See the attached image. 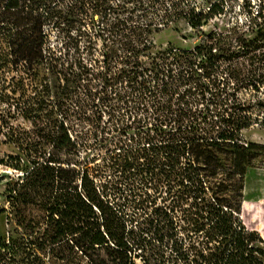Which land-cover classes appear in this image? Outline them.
Instances as JSON below:
<instances>
[{
  "label": "rangeland",
  "instance_id": "rangeland-1",
  "mask_svg": "<svg viewBox=\"0 0 264 264\" xmlns=\"http://www.w3.org/2000/svg\"><path fill=\"white\" fill-rule=\"evenodd\" d=\"M72 1L52 0L36 11L43 17L37 61L17 59L12 35L0 32V238L15 227L7 221V187L23 178L37 152L52 150L60 126L77 143L66 159L76 170L88 171L134 233V264H165L186 248L200 204L194 196L201 188L264 237V80L258 90L242 84L253 71L264 74L257 69L264 64V0H163L155 5L152 0H92L93 10L85 0L74 6ZM192 10L212 14L192 28ZM145 12L158 16L149 33L137 28ZM204 36L215 39L214 47L195 51ZM152 63L172 70L166 74L158 66L161 78L180 87L177 95L155 99L133 93L127 98L121 74L132 70L152 77ZM220 91L231 96L230 106L239 100L252 118L241 133L244 147L254 146L247 151L244 175L234 168L229 142L190 144L187 156L172 168L159 161L155 150L139 156V136L149 130H184L192 118L205 116ZM192 167L199 169L201 182L188 179ZM34 251L17 264H91L77 249L52 247L48 241Z\"/></svg>",
  "mask_w": 264,
  "mask_h": 264
},
{
  "label": "trees",
  "instance_id": "trees-1",
  "mask_svg": "<svg viewBox=\"0 0 264 264\" xmlns=\"http://www.w3.org/2000/svg\"><path fill=\"white\" fill-rule=\"evenodd\" d=\"M78 1L73 0L71 6ZM85 1L93 10L92 0ZM159 1L163 0H152V3L155 5ZM45 2L53 3L52 0H0V32L12 35L10 47L16 49L17 59L29 64L41 58L43 17L36 11ZM116 6L119 8L122 4ZM192 13L194 18L189 20L192 28L200 27L212 14L211 10L197 14L192 10ZM157 17L156 12H145L144 23L137 22L138 30L151 32ZM22 34L29 35L22 37ZM214 43V38L204 36L195 51H200L201 47L211 50ZM152 64V77L132 70L121 74L127 82V98L133 93H149L155 99L177 95L180 87L176 82L161 78L163 73L160 69L166 74L172 70H165L163 63ZM260 65L257 69H264V64ZM263 75L253 71L243 78L242 84L258 90V85L263 83ZM215 95L218 101L212 102L213 106L206 109L205 116L201 120L192 118L184 130L179 128L168 134L164 130L143 133L139 136V144L143 147H139L137 153L155 150L159 161L172 168L187 156L190 144L220 146L229 142L234 149V168L244 175L247 151L254 146L248 144L245 148L241 133L251 126L252 118L239 100H234L230 106L229 94L223 97L220 91ZM153 144L155 146H151ZM51 145L50 152H37L23 178L7 187L11 215L7 221L15 227L8 231L6 239L0 238V264H17L20 256L35 255L34 248L42 249L47 241L52 247L65 245L77 249L89 258L91 264H134L137 244H133L135 241L131 243L134 233L127 229L122 214L107 200L106 192L100 190L88 171L76 170L75 165L66 159L77 148L68 130L60 126L53 133ZM153 160H156L155 156ZM188 162L192 165L191 161ZM192 170L188 179L201 182L199 169L192 167ZM194 199L200 204H196L199 208L191 225L193 234L177 258L165 264H264V238L257 231L248 229L232 211L209 200L204 188L199 195L195 194Z\"/></svg>",
  "mask_w": 264,
  "mask_h": 264
},
{
  "label": "bare ground",
  "instance_id": "bare-ground-1",
  "mask_svg": "<svg viewBox=\"0 0 264 264\" xmlns=\"http://www.w3.org/2000/svg\"><path fill=\"white\" fill-rule=\"evenodd\" d=\"M264 238V237H263Z\"/></svg>",
  "mask_w": 264,
  "mask_h": 264
}]
</instances>
